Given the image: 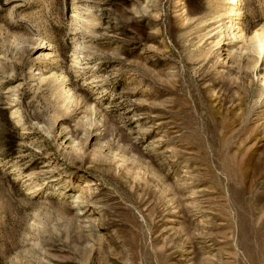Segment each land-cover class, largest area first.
Returning <instances> with one entry per match:
<instances>
[{
    "label": "rangeland",
    "instance_id": "obj_1",
    "mask_svg": "<svg viewBox=\"0 0 264 264\" xmlns=\"http://www.w3.org/2000/svg\"><path fill=\"white\" fill-rule=\"evenodd\" d=\"M240 1L236 29L228 0H0V264H264Z\"/></svg>",
    "mask_w": 264,
    "mask_h": 264
},
{
    "label": "bare ground",
    "instance_id": "obj_2",
    "mask_svg": "<svg viewBox=\"0 0 264 264\" xmlns=\"http://www.w3.org/2000/svg\"><path fill=\"white\" fill-rule=\"evenodd\" d=\"M229 1V4L233 6V8H231V19H232V22H231V27L233 26L234 28L239 24L238 21L240 20L241 18V10L239 8V5L241 3L240 0H228ZM236 29H240V27H236ZM260 34V33H259ZM259 34H256V37H259L260 35ZM222 43V40L219 41L218 45L217 46H220V44ZM170 54V53H169ZM206 61V59H205ZM198 87V86H197ZM41 89V88H40ZM44 94V93H43ZM193 94V93H192ZM43 99V98H42ZM65 101V100H64ZM49 106L47 105V108ZM192 112V111H191ZM205 116V115H204ZM180 117V116H179ZM206 119V116L205 118Z\"/></svg>",
    "mask_w": 264,
    "mask_h": 264
}]
</instances>
